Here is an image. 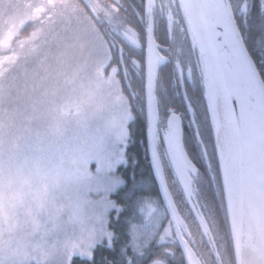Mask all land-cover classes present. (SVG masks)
<instances>
[{"label":"snow or ice","instance_id":"6c2138e0","mask_svg":"<svg viewBox=\"0 0 264 264\" xmlns=\"http://www.w3.org/2000/svg\"><path fill=\"white\" fill-rule=\"evenodd\" d=\"M123 7L121 0L117 15L107 17L120 44L109 50L98 73L120 93L124 119L134 103L143 104L157 171L155 145L162 131L183 198L205 230L198 177L223 198L230 216L245 203L250 214L264 213V0H137L134 24L120 19ZM163 64L170 66L171 96L166 88L158 91ZM175 98L179 102L172 106ZM165 100V127L158 129ZM164 190L170 222L160 238L179 239L188 264H196L184 213ZM231 227L232 252L238 255L235 219Z\"/></svg>","mask_w":264,"mask_h":264},{"label":"clouds","instance_id":"9594fccd","mask_svg":"<svg viewBox=\"0 0 264 264\" xmlns=\"http://www.w3.org/2000/svg\"><path fill=\"white\" fill-rule=\"evenodd\" d=\"M120 2L63 0L49 5L47 0H30V3L23 0L26 6L17 13L18 21L31 16L34 8L44 9L39 18L31 21L37 35L22 36L18 29H10L7 22L0 23V56L20 52L21 40L26 47L43 44L55 27L51 21H45L49 14L57 20L67 14L87 20L89 12L95 10V15L107 18L117 15L111 5ZM105 54L103 46H98L92 61L76 75L61 80L54 91L23 118L5 112L4 104L0 102V115L3 116L0 120V152L3 153L0 166V258L4 259V264H46L57 245L64 253L65 264H70L74 254L91 255L95 238L93 227L82 229L76 236L59 240L52 237L65 214L69 220H81L79 206L59 196L77 178L82 164L65 141L67 128L71 124L83 125L109 108L119 110L123 106L115 85H109L98 73ZM37 124L43 129L51 151L49 147L37 146L31 152L18 154L17 145L24 132ZM149 210L150 207L146 208ZM230 218L231 225L235 219L241 237L238 255L219 245L209 226L205 230L198 229L195 222L187 225L184 235L196 264H264V213L257 209L255 215L250 214L245 203L235 206ZM179 242L186 256L184 244ZM151 264H161V259L157 257Z\"/></svg>","mask_w":264,"mask_h":264},{"label":"trees","instance_id":"16d2710c","mask_svg":"<svg viewBox=\"0 0 264 264\" xmlns=\"http://www.w3.org/2000/svg\"><path fill=\"white\" fill-rule=\"evenodd\" d=\"M78 19L72 18L70 23L58 26L57 32L65 33V37L57 39V46H50L48 41H44L45 49L56 48L57 54L55 61L52 60L46 62V65L56 64L57 66L68 67L67 71L57 70L56 82L49 78V74L42 75L40 79L41 83L38 84L37 78L34 79V73L30 66L36 65L37 58L33 56L32 50L35 47H26V56L21 58L19 54L21 52H11L8 55L0 56V102L4 104L5 112L15 113L16 116L27 115L36 106L40 105L45 96L54 91L55 86L60 83L61 80L70 78L76 75L80 69L87 65L94 59L97 49V40L92 38V35L97 32L95 27L86 23L80 16L72 15ZM20 47V45L18 46ZM106 50L104 60L107 58L109 50ZM7 65V66H6ZM24 67V68H23ZM25 67H27L25 69ZM72 67V70H70ZM10 74V75H6ZM34 81L38 84L34 86ZM111 109V108H110ZM0 120H3V116L0 115ZM124 129L130 135L127 139L124 138L126 144V152L134 154L137 162L136 169L133 171L134 176L130 175V170L133 166L124 172L125 178L124 184L115 193V198L123 205V211L120 214L119 220L111 221L110 227L113 231V235L110 238L112 245L98 244L93 247L92 257L81 256L74 254L70 258V264H147L148 260L143 262L139 260L141 254L137 253V259L132 255L129 250L128 242H131L132 226L135 223L140 222L143 218L145 220V214L151 211H146V208L151 204L154 209L162 206L159 195L157 194V186L153 180L145 182L144 171L148 169L145 164L146 158V135L145 126L143 120L136 121V127L132 124L131 120H125ZM44 133L43 129L37 124L28 131L24 132L20 142L19 149L23 145H29L33 136ZM42 137V136H40ZM17 150V152L19 151ZM142 219L143 223L145 221ZM170 218L166 222L165 227L169 224ZM59 225V223H58ZM164 227V228H165ZM53 239L59 240L63 238V232L56 229L53 233ZM173 237H166L168 241ZM161 240V238L159 237ZM155 240V238H154ZM169 259L180 260L181 264H186L183 254L179 246H170ZM134 259V262L131 261ZM178 260V261H179ZM177 262V261H176ZM31 264V262H30ZM46 264H65V256L63 251L57 245L56 250L50 255Z\"/></svg>","mask_w":264,"mask_h":264},{"label":"flooded vegetation","instance_id":"af4514ba","mask_svg":"<svg viewBox=\"0 0 264 264\" xmlns=\"http://www.w3.org/2000/svg\"><path fill=\"white\" fill-rule=\"evenodd\" d=\"M58 2H63V0H47V3L49 5H54ZM84 0H81V3H83ZM30 3V0H29ZM123 3V9L119 10V17L121 20H123L124 23H132L134 24L135 21V16L133 14V7L136 5L137 0H122ZM22 6H26L23 4V0H0V23L7 22L9 24L10 29H18L20 31V34L22 36H27L31 34L33 37H36L37 33L33 31V24L31 21L33 19H37L40 16V13L44 11L43 7H37L32 9V14L31 16H26L23 20H17V13L21 9ZM113 10H117L116 8V3H113L111 5ZM126 9V11H125ZM74 19H78L77 17H73L72 14H67V15H61L58 20L53 19L52 15L49 14L48 17L45 18V21H51L53 25H55L54 28L48 33L45 41L49 42L50 46H57V39L65 37V33L57 32L58 26H63L64 24L70 23V21ZM81 17H79L80 19ZM84 20V19H83ZM87 24L90 23L92 24L97 32H95L92 35L93 39L97 40V47L102 45L103 48H107L110 50L113 45L116 47H119L120 44V38L116 35V32L113 30L112 26L107 22V18L104 16H97L95 15V10H92L89 12V16L87 20H84ZM11 35V33H10ZM20 54L19 56L21 58H24L26 56V45L23 40L20 42ZM44 45L46 43H43L39 46H35V49L32 50L33 56H36L37 58V64L30 66L34 73V79L37 78L38 84L41 83L40 79L42 78V75H44V78L46 77L45 74H49V78H52V81L56 82V77H57V70L60 69L59 71H67L68 67L65 66H57L55 63L54 64H49L46 65V62L49 61L50 63L55 61V57L57 54L56 48H49L45 49ZM139 55V54H138ZM104 57H103V62H104ZM85 66V65H84ZM24 68V67H23ZM27 67H25L26 69ZM72 70V67L71 69ZM170 71V66L168 64H163L161 65V74L162 77H164L162 84L158 88V91H163V89H167L169 96H171V84L170 81L167 79V73ZM34 81V86L38 85ZM179 100L178 98H175L173 100L172 106H175L178 104ZM167 106L168 102L165 100V107L161 109V119L158 124V129H163L165 127V121L164 117L167 115ZM129 112V117L127 119H124L122 116L123 113V106L120 107L119 110L111 108L106 110L105 113L106 115H109L110 117L115 116L117 120H119V124H123L124 128V121L125 120H131L133 122V126L136 127V121L137 120H143L144 121V130H145V135H146V129H147V115H146V110L143 107L142 103H134L131 107L128 108ZM120 126V125H119ZM131 133V132H130ZM128 134L126 129H124L123 134H120L121 136V141H124V138L127 139V137L130 135ZM159 136V142H158V152L160 155V160L161 164L163 167L164 175L169 187V190L173 196L174 199L177 200L178 204L181 207V211L184 213L185 220L187 222V225H191L193 222H195V225L198 229H202L203 227L200 224V220L191 212V210L188 208L187 203L185 202L183 198V192L182 189L176 179L175 176V169L172 165L171 159L167 154V147L166 144L163 140V132L159 131L158 132ZM146 148H147V139H146ZM146 153L144 155V158H146L145 164L147 165L148 169L144 171V177H145V182L149 180H153L157 186V191L158 195L160 198V201L163 204L162 201V196L160 192V188L158 185V181L156 179V176L153 172L152 169V163L150 160V156L148 153V148L146 150ZM137 164V159L135 157L134 164L132 165L133 167L130 170V175L134 176L135 174L133 171L136 169ZM196 187L198 188V193H197V199L199 201V210L204 217L205 223L207 226L210 227V229L213 230L214 232V238L218 242L219 245H222L226 250L231 253L232 252V239H231V234H230V229H229V223H228V218H227V211H226V205L222 197H216L213 192L215 191L214 189H209L206 182L200 179L199 177L196 178L195 180ZM164 206V205H163ZM162 214L163 216L161 217V229L159 233H157L154 238L155 240L153 241H146V242H135L131 241L128 242L127 245H129V250L132 255L137 259V252L135 250L136 245H148V246H154L156 248L157 252L153 258L150 260L148 259L147 264H151V262L159 257L161 259V264H179L180 260L177 259L174 261V259H169L168 253H169V247L170 246H179V240L172 238V240L168 241V239H163L160 240L159 237H161L164 227L166 225V222L168 220V211L166 210L165 207H163ZM154 211V210H153ZM136 224V223H135ZM133 227V226H132ZM167 250V251H166ZM139 254H142V252H139ZM133 260V261H132ZM179 260V261H178ZM132 262H134V259H131ZM135 263V262H134Z\"/></svg>","mask_w":264,"mask_h":264},{"label":"rangeland","instance_id":"374dc122","mask_svg":"<svg viewBox=\"0 0 264 264\" xmlns=\"http://www.w3.org/2000/svg\"><path fill=\"white\" fill-rule=\"evenodd\" d=\"M110 109V108H109ZM119 120L101 113L83 125L71 124L65 132V141L82 161L75 180L59 194L61 199H69L80 208L81 220L72 221L68 214L62 217L56 229L65 236L79 235L82 229H95L94 243L112 245L111 221H118L123 205L115 198V193L124 184V172L134 164L135 155L126 152V144L121 141ZM33 136L29 145L20 147L18 154L31 152L37 146L49 147L44 133ZM152 209L132 227L131 240L135 242L153 241L161 229L162 206ZM154 210V211H153ZM142 219L145 221L143 223ZM137 253L142 252L140 261L151 259L157 250L154 246L136 245ZM181 264V262L179 263Z\"/></svg>","mask_w":264,"mask_h":264},{"label":"water","instance_id":"95a60500","mask_svg":"<svg viewBox=\"0 0 264 264\" xmlns=\"http://www.w3.org/2000/svg\"><path fill=\"white\" fill-rule=\"evenodd\" d=\"M146 115H147V112H146ZM146 117H147L146 139H147L148 153H149L150 160H151V163H152L153 172H154V174L156 176V179L158 181V185H159L161 196H162V201H163V203L165 205L166 210L168 211V215H169V218H170V209H169V205H168V199H167V197L165 195V190H164L165 186L168 189H169V187H168L165 175H164L163 167H162L161 160H160V155H159V152H158L159 139H158L157 144L155 145V151H156L157 156H158V158L160 160V171L158 172L157 168H156V165H155V162H154V159H153V155H152L153 146H152V144L150 142V137H149V119H148V115ZM158 124H159V122H158ZM158 124H157V127H158ZM162 177H163V183H162ZM169 192H170V190H169ZM170 194H171V192H170ZM225 205H226V203H225ZM226 211H227V218H228L229 229H230V234H231V239H232L231 218H230V214H229L228 209H227V205H226ZM179 244H180L181 251L183 253L182 245H181L180 242H179ZM183 256H184V259H185V262H186V256L184 255V253H183Z\"/></svg>","mask_w":264,"mask_h":264}]
</instances>
